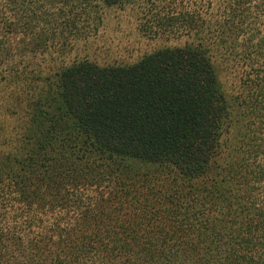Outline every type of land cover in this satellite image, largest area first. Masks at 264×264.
Returning <instances> with one entry per match:
<instances>
[{
    "label": "trees",
    "instance_id": "obj_1",
    "mask_svg": "<svg viewBox=\"0 0 264 264\" xmlns=\"http://www.w3.org/2000/svg\"><path fill=\"white\" fill-rule=\"evenodd\" d=\"M128 6L185 43L55 73L68 150L3 157L0 264H264V0H0V66L35 68ZM220 55L250 94L224 171ZM133 160L155 166L141 183L119 173Z\"/></svg>",
    "mask_w": 264,
    "mask_h": 264
},
{
    "label": "rangeland",
    "instance_id": "obj_2",
    "mask_svg": "<svg viewBox=\"0 0 264 264\" xmlns=\"http://www.w3.org/2000/svg\"><path fill=\"white\" fill-rule=\"evenodd\" d=\"M136 6L125 9L112 8L104 15L103 23L97 34L80 36L65 46L50 48L40 56L41 65L35 68L25 66L7 70L0 66V165L4 156L15 155L24 148L36 149L40 145L63 147L67 142L64 132L57 130L56 120L62 114V100L58 91L59 77L55 73L70 66L80 57H88L100 64H133L144 55L163 47L181 46L185 38H168L155 34L150 28L152 17L146 16ZM218 74V86L226 100V113L222 119L220 144L215 153V165H231L238 158L235 148L243 136V128L249 116L247 101L249 90L241 87L240 82L228 71L227 56L214 58ZM61 106V107H60ZM229 107V108H228ZM60 109V110H59ZM63 122L64 130L72 126L71 120ZM34 137L28 141L25 137ZM85 137V135L83 136ZM108 154L106 161L117 159ZM114 158V159H113ZM117 163V162H116ZM126 163V162H125ZM128 172L119 171L125 176L134 177L141 183L143 174L149 167L140 160H133ZM164 174L166 169L157 165Z\"/></svg>",
    "mask_w": 264,
    "mask_h": 264
}]
</instances>
